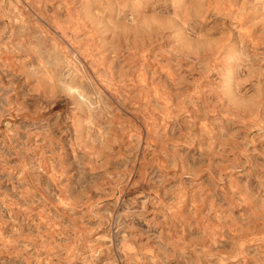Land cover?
Wrapping results in <instances>:
<instances>
[{"label":"rangeland","instance_id":"1","mask_svg":"<svg viewBox=\"0 0 264 264\" xmlns=\"http://www.w3.org/2000/svg\"><path fill=\"white\" fill-rule=\"evenodd\" d=\"M0 264H264V0H0Z\"/></svg>","mask_w":264,"mask_h":264},{"label":"bare ground","instance_id":"2","mask_svg":"<svg viewBox=\"0 0 264 264\" xmlns=\"http://www.w3.org/2000/svg\"><path fill=\"white\" fill-rule=\"evenodd\" d=\"M229 48V47H228ZM230 49H232V48H230ZM228 53H230V52H228Z\"/></svg>","mask_w":264,"mask_h":264}]
</instances>
